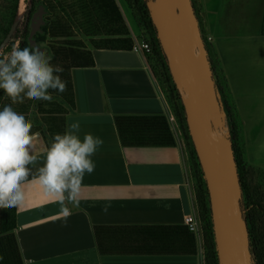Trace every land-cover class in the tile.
Returning a JSON list of instances; mask_svg holds the SVG:
<instances>
[{
	"label": "crops",
	"instance_id": "0c3cea01",
	"mask_svg": "<svg viewBox=\"0 0 264 264\" xmlns=\"http://www.w3.org/2000/svg\"><path fill=\"white\" fill-rule=\"evenodd\" d=\"M202 12L242 127L241 112L264 100V0H207ZM90 53L91 66L69 69L63 133L78 121L81 140L91 133L104 143L92 157L95 170L85 174L79 208L70 217L59 215L60 204L38 181L25 184L11 229L21 264H202L194 236L192 254L145 253L141 243L149 238L141 227L185 226L184 216L195 215L182 134L168 121L145 55L130 47H96ZM156 117L172 144L122 142L120 132L139 140L157 133ZM36 146L34 172L49 147L41 134ZM167 241L157 239L164 246Z\"/></svg>",
	"mask_w": 264,
	"mask_h": 264
},
{
	"label": "rangeland",
	"instance_id": "374dc122",
	"mask_svg": "<svg viewBox=\"0 0 264 264\" xmlns=\"http://www.w3.org/2000/svg\"><path fill=\"white\" fill-rule=\"evenodd\" d=\"M190 1L194 9V14L197 18L204 46L209 44V48L212 50L213 47L210 43L207 32V20L204 18V14L202 12L204 3L207 0ZM114 2L125 24L130 45L135 40H142L148 37L150 38L147 30L136 23L125 0H114ZM145 2L148 9L152 10L158 16L161 23H164L172 16L179 14L182 9V7L177 6L173 0H161L162 3L157 0H145ZM27 3L28 0H16V8L12 22L21 19V14ZM38 3H41V5L45 8L44 13L42 14V20L45 22V30L40 32L39 35L42 39L37 44L47 50V53L52 58L51 63L54 66H59L63 69L62 73H60L63 81H67L69 69L73 64L72 58L61 56L64 51L71 49L77 52V54H83V52H90L91 49L99 47L104 43L112 45L120 44V41H117L119 35L116 36L106 33V30L110 29V25H107L105 21L100 22V19L96 14L97 11L94 7L95 5L91 2L87 0H34L33 4H31V6H33L32 8L35 9ZM12 4L13 0H0V42L3 39L1 30L11 20V15L13 13ZM178 20L176 21L173 29L171 26L168 27L170 37H174V48L177 49L178 55L176 56L175 61L180 74L188 77L190 83L199 91L200 94H202L204 88L200 83L199 72L192 65L185 51L186 47L182 38L185 22L184 19ZM17 44L18 40H15L12 47ZM3 47H0V49ZM11 49L3 51L7 53L10 52ZM56 49H59L61 52L59 54L60 56L54 59L52 57V52ZM147 67L149 71H152H150V74L156 81L158 90L167 105V109L173 114L177 127L179 128L178 121L174 115V106L170 97L171 81L165 78V73L163 75L161 69L160 71L158 70V67H156V74L153 71L155 70V67L153 70L152 67H149V65H147ZM158 72H161V75ZM52 96L53 99L51 102L26 99L24 103L12 105V107L17 112L25 114L26 118L32 122V132H38L48 136L50 134V127L60 125L63 113L67 107L66 102L69 98L68 86L64 93L53 92ZM8 104H11L10 99L4 95L3 90H0V110H2L4 105ZM259 104L260 105H256L252 109H247L246 112H241L243 117V126L240 129V141L237 143V151L240 154L243 175V198L248 204L249 202H253V199H255V193L262 195L264 199V100H262ZM22 108L24 110H20ZM222 119L225 126L226 122L223 115ZM225 130L227 135V126ZM48 142L50 143V141ZM186 146L187 144L183 140L182 147L185 151L187 164L186 181L193 198L194 216L199 221L200 228L197 233L198 253L201 256L202 264H205L207 254L206 238L202 222L199 218L200 211L196 204L198 182L196 181L195 175L197 172L195 171V165L193 164L194 161L189 156ZM261 204L264 206V202H261ZM262 220L264 222V219ZM229 221L233 226L237 238L236 228L230 216ZM5 228H8L6 232H10L12 229L11 208H0V235L1 233L4 234L3 230ZM249 228H251V226H249ZM250 230L252 231V229ZM259 232L262 236L258 240L262 245L252 246L254 247L252 249L253 253H250V260L247 264H264V223L260 224Z\"/></svg>",
	"mask_w": 264,
	"mask_h": 264
},
{
	"label": "trees",
	"instance_id": "16d2710c",
	"mask_svg": "<svg viewBox=\"0 0 264 264\" xmlns=\"http://www.w3.org/2000/svg\"><path fill=\"white\" fill-rule=\"evenodd\" d=\"M34 0H28V3L25 6L24 11L21 14V19L17 20L16 27L14 31L12 32L8 42L5 44V46L2 48V50H10L14 41L18 40V44L20 48L29 47L28 44V23L31 15L39 8L42 7L43 13L45 11V8L41 3H38L35 9H33L31 4H33ZM91 2L97 11V16L100 19V22H106L107 25H110V29L106 30L107 34L110 35H119V38H117V41H120V44H106L100 45L101 48H126L130 47V40L128 38L127 30L125 27V24L123 22V19L119 13V10L114 2V0H87ZM127 6L129 7L131 11V15L135 19L136 23L147 30L148 34L150 35V38H145V40L148 41L151 51L150 53L145 55L147 65L149 67H152V70L155 67V74L157 73L156 67H158V70L162 71V74L165 73V78L167 80H170V76L167 71L166 62L164 63V56L160 50V47L158 45L154 27L150 22L149 18V9L146 5L145 0H125ZM16 8V0H13L12 4V15L11 20L9 23L2 28V36L4 37L11 22L12 18L15 12ZM193 8V6H192ZM194 11V9H193ZM28 15L27 18H25V15ZM115 24V26H114ZM45 30V22L42 23V25L39 26L38 31H36L32 38L35 40L36 43H39L42 39L40 37V32H43ZM206 50V56L209 62L210 70H211V77L214 84V89L216 93V98L219 105L220 113L223 115L226 126H227V137L230 140L231 147H232V153L233 158L236 166V173L237 178L239 182V188H240V197L238 200L239 208L241 211L242 218L244 219L246 223L247 228V236H248V244H249V251L250 253H253L252 246L255 245H262L258 239L261 238L262 234L259 232L260 230V224L264 223L262 219H264V206L261 204V202H264L263 196L259 195L258 193H255V199H253V202L247 203V201L243 198L244 195V185H243V179H242V166L240 161V154L238 153L237 143L240 141V129L241 125L238 119V113L236 106L234 104V101L232 99L230 90L228 88L225 76L222 72L221 67L219 66L218 60L216 58V55L214 53V50L212 48H209V44L205 45ZM60 50L56 49L52 52V57L55 59L56 57H59ZM212 53V55H211ZM211 55V56H210ZM62 57L66 58H72L73 64L72 67H87L92 65V57L91 53L89 51L83 52V54H77V52L68 49L64 51L61 55ZM212 58V59H211ZM151 71V70H150ZM152 72V71H151ZM161 75V72H158ZM169 81V82H170ZM67 86L68 89L70 88V82H69V76L67 77ZM170 97L172 104L174 106V115L176 116V119L178 121V126L180 128L182 138L186 142L188 149L189 156L193 159V164L195 165V171L197 172L196 181L198 182V188L196 191V204L200 211L199 218L202 222L204 233H205V240H206V248H207V254H206V263L205 264H217L216 256H215V250H214V244H213V237H212V229H211V221H210V214H209V208H208V199H207V192L205 189V184L203 181V177L199 168V165L196 161V157L194 155V152L191 148L190 142L188 141V135L185 129L184 121H183V115H182V109L180 100L178 97V94L172 84V81L170 83ZM67 105L70 104V100L68 98ZM20 110H24L23 108ZM152 119V118H151ZM156 120L155 128H159L160 130L155 133L154 135L148 137L147 139H125V136L120 132L122 142L124 144H151V145H169L173 143V139L171 137V134L167 128V126H163V121H160L161 117L154 118ZM162 122V123H161ZM159 125V127H158ZM50 134L48 136L42 135V137L45 139L48 146H50L53 137L55 134H63V122L61 120L59 126H53L50 127L49 130ZM50 141V143L48 142ZM251 205V206H250ZM13 216V208H11V220ZM13 223V222H12ZM251 226V228L247 227ZM8 228H5L3 230V233L0 235V264H21L17 245L15 242L14 235L12 232H6ZM140 229V228H139ZM252 229V231L250 230ZM143 231V233L147 234L149 236L148 240L141 241L142 245L145 246L143 249L145 253H162V252H168V253H187L192 254L195 252V246H194V237L193 234L187 230V228L183 225H153V226H143L140 229ZM169 237V241L165 242V244L168 246H164L163 244H159L157 242L158 238H167ZM174 245V246H173ZM255 253V252H254Z\"/></svg>",
	"mask_w": 264,
	"mask_h": 264
},
{
	"label": "clouds",
	"instance_id": "9594fccd",
	"mask_svg": "<svg viewBox=\"0 0 264 264\" xmlns=\"http://www.w3.org/2000/svg\"><path fill=\"white\" fill-rule=\"evenodd\" d=\"M51 59L41 46L15 45L7 53L0 49V90L11 101L0 110V208L21 206L25 184L38 181L60 204L59 215L67 218L72 208H79L84 176L95 170L92 157L104 141L91 133H85L81 140L80 123H71L63 134L54 135L43 166L35 172L30 167L38 163L40 134L32 132V122L12 105L26 99L51 102L53 92L66 91L67 83L60 75L63 69L54 66Z\"/></svg>",
	"mask_w": 264,
	"mask_h": 264
},
{
	"label": "water",
	"instance_id": "95a60500",
	"mask_svg": "<svg viewBox=\"0 0 264 264\" xmlns=\"http://www.w3.org/2000/svg\"><path fill=\"white\" fill-rule=\"evenodd\" d=\"M173 1L182 9L179 14L172 16L166 22L161 23L152 10H149L148 14L165 59L168 74L178 94L185 129L204 180L216 261L217 264H247L250 260L247 228L238 204L240 188L231 143L226 134L214 133L208 120L210 107L218 113L220 110L204 42L191 1ZM42 14L43 9L39 7L29 19L27 39L32 48L39 46L32 35L43 23ZM27 17L26 14L25 18ZM181 17H184L185 22L182 38L186 55L199 72L200 83L204 88L201 95L190 83L188 77L180 75L174 59L168 27L174 25ZM16 24L17 20L10 24L0 42V47L9 40ZM226 212L235 225L239 248L221 230L220 219Z\"/></svg>",
	"mask_w": 264,
	"mask_h": 264
},
{
	"label": "built area",
	"instance_id": "2783aa9c",
	"mask_svg": "<svg viewBox=\"0 0 264 264\" xmlns=\"http://www.w3.org/2000/svg\"><path fill=\"white\" fill-rule=\"evenodd\" d=\"M130 49L136 53H141L142 55H146V54L150 53V51H151V47H150L148 41L145 39L135 40L130 45ZM167 114H168L167 115L168 121L170 122L171 126L177 127V124H176V121L174 119L173 114L170 111ZM208 120L210 122V125H211L214 133H216L217 135H221L223 133L226 134V130H225L226 125L224 126L222 115L220 113H218L212 107H210V109L208 111ZM183 223H184L185 227L187 228V230H189L195 238H198L197 233H198L200 228H199V221L195 218V216L192 214H187L183 218Z\"/></svg>",
	"mask_w": 264,
	"mask_h": 264
},
{
	"label": "bare ground",
	"instance_id": "6f19581e",
	"mask_svg": "<svg viewBox=\"0 0 264 264\" xmlns=\"http://www.w3.org/2000/svg\"><path fill=\"white\" fill-rule=\"evenodd\" d=\"M157 1H159L160 3H162L161 0H157ZM180 19H184V17L179 18V20H180ZM179 20H178V21H179ZM174 25H175V24H174ZM174 25L171 26L172 29L175 27ZM170 41H171V45H172V50H173L174 59H176V56H177L178 54H177V49L174 48V37H173V36L170 37ZM191 63H192V62H191ZM192 65H193V64H192ZM178 70H179V68H178ZM180 75H181V74H180ZM197 91H198V90H197ZM198 93H199V91H198ZM199 94H200V93H199ZM200 95H201V94H200ZM220 226H221V230H222V232L225 233L226 235H228V236L232 239V241L234 242L235 246H236L237 248H239V242H238V240H237V238H236V235H235V232H234L233 226L231 225V222L229 221V214H228L227 212H226V214H225L224 216L221 217V219H220Z\"/></svg>",
	"mask_w": 264,
	"mask_h": 264
},
{
	"label": "flooded vegetation",
	"instance_id": "af4514ba",
	"mask_svg": "<svg viewBox=\"0 0 264 264\" xmlns=\"http://www.w3.org/2000/svg\"><path fill=\"white\" fill-rule=\"evenodd\" d=\"M247 227H249V226H247Z\"/></svg>",
	"mask_w": 264,
	"mask_h": 264
}]
</instances>
